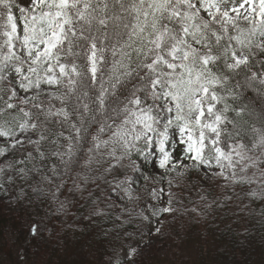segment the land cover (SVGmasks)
I'll return each mask as SVG.
<instances>
[{"label": "snow or ice", "instance_id": "obj_1", "mask_svg": "<svg viewBox=\"0 0 264 264\" xmlns=\"http://www.w3.org/2000/svg\"><path fill=\"white\" fill-rule=\"evenodd\" d=\"M261 56L264 0H0V137L12 148L23 147L18 134L41 128L39 139L28 143L43 157L39 145L48 122L60 124L69 132L57 134V140L68 141L67 159L54 155L68 167L78 163L85 133L91 135L85 125L98 123L89 153L104 149L118 164L128 159L133 171H140L133 154L148 160L158 153V167L177 177L204 169L205 178L256 183L259 193L249 194L264 197V119L259 127H245L246 106L227 102L238 98L234 75L250 71ZM258 66L264 69V59ZM13 74L25 92L42 83L63 85L65 92L53 95L62 106L53 110L49 101L33 120L32 112L13 102ZM132 79L136 83L120 99L117 90ZM257 79L264 84V71L245 76L248 84ZM178 146L183 147L177 158ZM6 154L0 147V156ZM19 172L23 176L25 170ZM168 183L171 188L173 180ZM151 195L158 198L155 189ZM167 195V206L149 209L160 223L156 234L163 232V215L175 213L172 204L180 202ZM29 231L38 236L39 225L33 222ZM138 252L129 246L126 259Z\"/></svg>", "mask_w": 264, "mask_h": 264}, {"label": "trees", "instance_id": "obj_2", "mask_svg": "<svg viewBox=\"0 0 264 264\" xmlns=\"http://www.w3.org/2000/svg\"><path fill=\"white\" fill-rule=\"evenodd\" d=\"M261 59L264 56L253 61L250 71L244 70L239 75H234L232 87L238 93V98L233 100L229 97L227 100L234 107L246 106L243 115V120L247 121L245 127L253 124L259 127L264 119V84L259 79L251 84L245 80V76H251L252 72L260 74L264 71L258 66ZM237 82L239 87H236ZM135 83L134 79L127 81L123 88L117 90L116 95L123 99ZM64 92L65 88L60 95ZM2 104L0 101V106ZM54 104L58 108L56 101ZM73 106L74 102H70L68 110L71 111ZM48 107L49 103L43 102L40 109H24L32 112L35 120V114L41 109L46 112ZM43 119L44 116L41 115L40 120ZM71 121L77 122L74 114ZM85 127H89L91 135H94L99 124ZM47 128L49 131L44 132L46 139L39 145L44 156L41 157L32 144H25L20 155H15L9 160L10 163L0 166L3 169L0 180L3 187L12 185L17 195L18 209V203L26 205L25 219L48 225L50 233L26 243L23 240L25 231L18 229L24 217L18 215L14 219L6 218L0 223V262L5 264L11 261V253L21 247V254L14 256L16 264H29L40 257H44L47 264H108L107 256L114 252L110 243L117 242L121 246L123 237L132 236L139 231L135 227L134 218L121 225L118 209L115 210L107 199V194L124 179L129 161L124 159L118 164L104 149L89 153L92 139L91 135L85 133L86 141H82L76 154L78 163L74 161L65 167L61 157L54 153H64L63 159H67L65 146L68 141L63 138L57 140V134L64 131L67 136L69 132L51 121ZM36 131L38 140L43 130L37 128ZM102 139H107V136H102ZM54 140H57L56 144L52 143ZM3 146L4 144H0V147ZM29 153L32 154L31 157ZM90 155L92 160L89 163ZM135 158L136 155L133 154L131 159ZM20 161L23 163H19ZM21 168L25 170L23 176L19 172ZM249 172L251 175L252 170ZM252 191L259 193L258 184H235L228 187L222 196L235 205H227L225 201L214 198L210 202L214 214L205 218L203 228L193 227L189 231H183V234L176 231L161 264H264V197L251 196L249 193ZM63 197L69 199L65 200L64 214L55 207V198ZM96 213L99 214V219L93 221ZM4 226L8 229L7 233L2 230ZM195 239L202 243L195 244ZM86 251L101 257L89 253L90 261L84 259L80 253L88 254ZM138 264H143L141 259Z\"/></svg>", "mask_w": 264, "mask_h": 264}, {"label": "rangeland", "instance_id": "obj_3", "mask_svg": "<svg viewBox=\"0 0 264 264\" xmlns=\"http://www.w3.org/2000/svg\"><path fill=\"white\" fill-rule=\"evenodd\" d=\"M239 3L240 1L237 0ZM243 11V10H241ZM19 15V13H17ZM12 87L15 88L18 94V98L14 99L15 103L20 104L23 107H29L30 109L36 108L35 105H39L41 101L49 103V101L54 102L53 95H58L65 88L63 85L59 87H52L47 84H41L40 88L33 87L28 92L19 88L17 84V78L15 74L11 77ZM34 99H31L33 98ZM24 98H29L28 103L24 104L21 101ZM37 131H28L26 133H19L17 138L23 140V146L28 143V140H36ZM0 144H4V148H7V154L5 156H0V164L7 163L15 155H20L22 147L17 145L15 148L10 147V142L6 141L5 138L0 137ZM168 150L171 151V145H168ZM182 151V146H178L177 151L174 155L178 158L180 152ZM158 156L157 159L149 158L148 160L139 159L136 160V164L139 167L140 171H133L130 166L127 167V173L124 177V186L125 189H128L130 192L126 194L125 189L121 188L119 190H113L107 195L109 204L116 210L118 209L121 213H129L132 216L136 217L139 222L138 233L123 237L121 240V246L117 242L110 243L111 247L115 253V263H121L129 261L126 259L128 253V247H138L139 252L135 256L136 261L130 264H138L139 260L143 264H161L163 257L167 254L170 243L173 240V234L176 231L179 234H183V231H189L193 227L198 229L203 228L205 225L206 211L208 208L205 205H209L214 198H219L220 201H225L227 205L232 204L223 198V193L225 190L232 186L223 179H212L205 178L204 169L196 170L192 169L189 173L182 177H177L175 172H168L165 169L158 167ZM188 163V161H185ZM170 167V165L168 166ZM250 173V172H249ZM169 179L173 180V186L169 187ZM235 185V184H234ZM1 186L0 180V223L6 220V218L12 217V219L18 217V215L24 217L20 221V230L25 231L26 236L24 241L28 243L30 240L38 238L40 235L46 236L50 233V229L46 224L39 225V235L32 238L28 235V227L32 224L33 221L25 219V209L26 205L19 204L20 209L16 206L17 197H15V191L11 187ZM155 189L158 198L153 199L152 192ZM161 189L163 191L161 192ZM173 193L174 201L179 200V203H173L172 207L176 208L177 211L171 215L164 214L163 221L164 227L162 234H156L155 228L160 227V223L157 218L153 217L150 212V207H163L168 204V195L167 193ZM215 194V195H214ZM201 197H204L202 200ZM70 204L72 200L70 199ZM195 209L196 211H192ZM64 211V210H62ZM60 211L61 213H63ZM141 213L147 215L149 220H144L141 216ZM64 214V213H63ZM99 214H96L93 218V221L99 219ZM71 218V215H67ZM66 217V214H65ZM3 232L7 233L8 229L6 226L2 228ZM151 231L152 235H149ZM195 244H201L202 241L195 239ZM183 245H181L182 248ZM22 248L15 249L12 253V260L5 264H12L14 262V256L21 254ZM95 251H97L95 249ZM88 254L80 253L81 257L87 259L90 254L95 257H101L100 255H95L86 251ZM90 253V254H89ZM134 258V259H135ZM133 261V260H132ZM0 264H3L0 262ZM14 264H16L14 262ZM29 264H47L44 257L35 259L34 262ZM103 264V263H100Z\"/></svg>", "mask_w": 264, "mask_h": 264}, {"label": "bare ground", "instance_id": "obj_4", "mask_svg": "<svg viewBox=\"0 0 264 264\" xmlns=\"http://www.w3.org/2000/svg\"><path fill=\"white\" fill-rule=\"evenodd\" d=\"M250 175V173H248Z\"/></svg>", "mask_w": 264, "mask_h": 264}]
</instances>
